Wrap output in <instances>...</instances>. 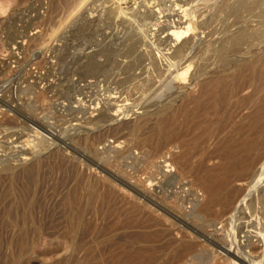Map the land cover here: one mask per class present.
I'll use <instances>...</instances> for the list:
<instances>
[{
	"label": "rangeland",
	"instance_id": "1",
	"mask_svg": "<svg viewBox=\"0 0 264 264\" xmlns=\"http://www.w3.org/2000/svg\"><path fill=\"white\" fill-rule=\"evenodd\" d=\"M64 1L0 0V264H13V252L20 253L18 227L24 225L31 234L25 245L27 252L19 256L21 264H55L70 257L71 240L64 237L68 196L78 187L85 192V176L91 174L92 182L95 181L100 172L98 165L106 159L113 164V172L120 169L125 174H135L134 178L145 179L144 169L142 173L136 170L144 165L147 149L143 144H132L131 123L146 115L155 119V113L162 109L179 107L195 85L211 76V72L222 70L218 50L236 31L244 30L250 38L229 54L233 68L264 57V39L255 38L258 31L264 30V0L252 10L238 9L244 0H213V12L211 0H142L141 9L152 12V16L145 12L147 19L142 10V15L132 13L136 15L131 14L133 18L120 12L123 19L118 13L116 17L112 0H92L91 7L73 17L81 0L75 5ZM132 1L127 0L123 10L133 7ZM202 2L209 3L202 6L204 10ZM197 5L202 9L194 15ZM188 6L196 9L191 11L193 21L184 16ZM202 14L206 15V22L200 17ZM157 22L164 26L169 23V28L165 26L163 30L165 34L154 31ZM188 31L197 33V45L176 63L166 61L164 57L173 52L175 38ZM182 72V81L176 85L181 88L166 89L168 82ZM263 84L261 93L251 85L244 93L253 92L260 98L264 95ZM94 108L96 117L105 110L110 115L105 113L107 119H97L98 126L88 129L84 126V112ZM165 162L157 168L156 178L163 182L165 191L170 188V193L177 194L181 207L186 203L185 214L191 216L192 198L196 196L191 179L184 177L178 184V169ZM6 167L16 174L14 187L13 172L6 171ZM30 201H34L33 219L28 222L25 214ZM263 219V214L252 216L253 222ZM98 223L102 227L108 224L102 220ZM37 225L44 228L43 238L35 234ZM126 234L121 232L122 236L115 239L124 244ZM175 252L167 254L166 262L210 264L209 255L201 247L182 261ZM251 253L263 264L264 242L257 243Z\"/></svg>",
	"mask_w": 264,
	"mask_h": 264
},
{
	"label": "bare ground",
	"instance_id": "2",
	"mask_svg": "<svg viewBox=\"0 0 264 264\" xmlns=\"http://www.w3.org/2000/svg\"><path fill=\"white\" fill-rule=\"evenodd\" d=\"M67 1L75 5L77 0ZM91 1L81 0L79 8L76 11L73 10L75 12L72 16L88 8ZM133 1L135 4L132 5L135 7L131 6L132 8L123 10L122 6L127 0H112L114 15L117 17L122 13L131 16L132 13L140 12L141 14V10L142 14L147 12H144V7V9L140 7L142 0ZM212 1H210V11H212V5L214 8ZM244 1L238 4V9L252 10L261 2V0ZM183 3L179 2L178 5L181 6ZM207 4L209 3L204 2L201 7L204 5L207 7ZM68 5L65 6L68 7ZM198 5L196 7L200 6ZM194 8L190 10L189 7L184 10L187 21H193L191 11L195 12ZM199 8L194 15L200 13L198 11H201L203 7ZM135 14L132 15L136 16ZM215 14L212 15L215 16ZM205 16L202 14L200 17L204 19ZM120 18H122L121 14ZM194 18L197 19L195 16ZM168 24L165 23V26L169 28ZM154 25L155 32L160 35L165 34L163 33L165 26L161 22ZM201 26L205 24L201 23ZM223 29L226 28L223 27ZM175 32L178 31L175 30ZM236 32L227 41L225 39L226 42L218 50L219 58L223 62L222 70L211 72V76L195 85L192 92L186 95L182 105L177 108L162 109L155 113V119H152L153 115H146L131 123L129 127L131 135H129L132 138V144H143L147 149L148 156L146 154L147 158L145 157L144 165L142 164L144 168L141 166L142 168L138 167L139 169L136 170L138 172L144 169L141 173L146 175H142L145 179L134 178L135 174H125L120 169L118 171L115 169L116 173L113 172V164L106 159L101 162L102 165L97 164L100 172L95 181L92 182L91 174L85 176L87 188L85 192L78 187L68 196L64 237L71 240L72 253L70 257L55 264H170V261L166 262L169 252L176 251L179 261H182L187 255L195 254L199 247L209 255L210 264H262L251 252L257 243L264 242V219L261 220L262 222L252 221L253 215H264V95L256 98V93L252 94V92L248 95L244 93V90L251 85L255 87L256 92L261 93L264 82V57L237 66L236 69L233 68L229 54L235 52L250 38L244 30ZM225 34L228 35V32ZM255 36H257L256 39L263 40L264 30L258 31ZM196 37L197 33L194 31L184 32L183 35L176 37L173 52L167 53L168 55L164 57L167 60L164 59V61L172 63L179 61L197 45H195ZM218 47H220L219 44ZM208 49L210 48L207 47ZM207 50L205 49V52ZM214 54L212 53L213 56ZM183 73L185 72L172 78L166 89L176 88V85L182 81ZM96 111L97 109L94 108L86 109L84 112L86 128H93L94 124L97 125L95 122H98L97 119L103 120V117L110 115L109 111L105 110L106 112L96 117L94 116ZM164 160L169 161L168 166L171 163L178 169L176 170L178 184L184 177L191 179V186L195 188L194 191L196 190V196L192 198L196 218L192 216L193 212L191 216L185 214L187 200L181 207L183 203L181 204L180 198L175 196L177 194L170 193L168 191L170 188L165 191L166 189L161 186L163 182L161 184L158 181L157 168L163 164ZM5 169L13 172L10 167ZM29 170H27L28 173ZM11 175L12 187H14L16 174L13 172ZM191 200L190 202H193ZM33 206L34 201L27 204L28 211L25 214L27 220L33 219ZM192 209L190 207L189 210ZM99 220L108 224L102 227L98 223ZM28 229L25 225L18 227L21 250L19 254L13 252V264H21L19 256L27 252L25 245L31 234ZM210 229L214 231L212 234L208 232ZM43 231V226L37 225L35 234L43 238L45 234ZM124 231L128 232V235H123L126 237L125 243L120 244L115 238L122 236L121 232ZM226 233L231 234V237H227ZM80 234L87 236L81 238ZM200 239L203 240L199 242Z\"/></svg>",
	"mask_w": 264,
	"mask_h": 264
}]
</instances>
